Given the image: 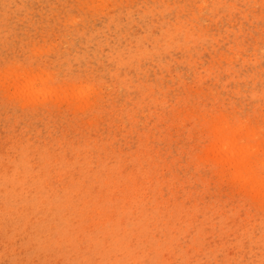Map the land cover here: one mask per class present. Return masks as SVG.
I'll use <instances>...</instances> for the list:
<instances>
[{
    "label": "rangeland",
    "instance_id": "1",
    "mask_svg": "<svg viewBox=\"0 0 264 264\" xmlns=\"http://www.w3.org/2000/svg\"><path fill=\"white\" fill-rule=\"evenodd\" d=\"M0 264H264V0H0Z\"/></svg>",
    "mask_w": 264,
    "mask_h": 264
}]
</instances>
